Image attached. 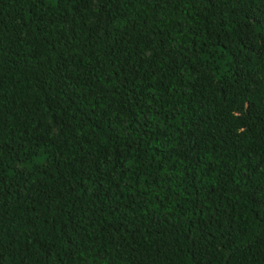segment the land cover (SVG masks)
Returning a JSON list of instances; mask_svg holds the SVG:
<instances>
[{
    "label": "trees",
    "instance_id": "1",
    "mask_svg": "<svg viewBox=\"0 0 264 264\" xmlns=\"http://www.w3.org/2000/svg\"><path fill=\"white\" fill-rule=\"evenodd\" d=\"M0 264H264V0H0Z\"/></svg>",
    "mask_w": 264,
    "mask_h": 264
}]
</instances>
